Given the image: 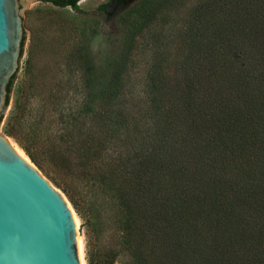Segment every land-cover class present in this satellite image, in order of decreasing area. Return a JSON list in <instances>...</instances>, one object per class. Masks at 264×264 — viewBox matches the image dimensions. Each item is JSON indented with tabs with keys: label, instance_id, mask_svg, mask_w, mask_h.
<instances>
[{
	"label": "trees",
	"instance_id": "16d2710c",
	"mask_svg": "<svg viewBox=\"0 0 264 264\" xmlns=\"http://www.w3.org/2000/svg\"><path fill=\"white\" fill-rule=\"evenodd\" d=\"M123 15L109 80L79 64L73 84L20 106L14 136L101 219L88 264H264V0H138ZM141 37L153 48L130 98Z\"/></svg>",
	"mask_w": 264,
	"mask_h": 264
},
{
	"label": "rangeland",
	"instance_id": "374dc122",
	"mask_svg": "<svg viewBox=\"0 0 264 264\" xmlns=\"http://www.w3.org/2000/svg\"><path fill=\"white\" fill-rule=\"evenodd\" d=\"M136 1L78 0L79 9H74L71 5H59L52 0H19L26 29L23 54L9 103L0 120V130L66 197L76 223L81 264H88L89 252L99 244L103 229L101 219L83 206L62 178L40 168L19 144L14 133L18 132L20 106L26 102L36 108L40 98L47 97L51 90H57L59 85L65 88L66 83L73 84L74 77L70 80L69 76L73 70L75 76L79 64L95 66L100 75L98 83L109 80L112 64L123 50L128 28L123 22V13ZM181 16L180 13L178 21ZM166 28L161 29V36L166 34ZM151 48L152 44L141 37L131 49L124 77V90L130 98L142 91ZM73 53L80 55L78 63L72 59L76 58ZM75 96L69 94L66 99ZM33 115L38 116L43 129L58 133L63 127L60 114Z\"/></svg>",
	"mask_w": 264,
	"mask_h": 264
},
{
	"label": "water",
	"instance_id": "95a60500",
	"mask_svg": "<svg viewBox=\"0 0 264 264\" xmlns=\"http://www.w3.org/2000/svg\"><path fill=\"white\" fill-rule=\"evenodd\" d=\"M25 31L19 0H0V120ZM0 264H81L66 197L1 130Z\"/></svg>",
	"mask_w": 264,
	"mask_h": 264
}]
</instances>
